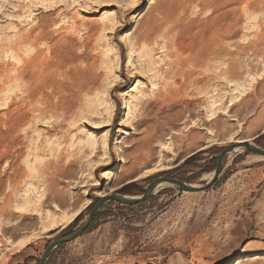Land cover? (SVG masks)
I'll list each match as a JSON object with an SVG mask.
<instances>
[{
  "label": "rangeland",
  "instance_id": "374dc122",
  "mask_svg": "<svg viewBox=\"0 0 264 264\" xmlns=\"http://www.w3.org/2000/svg\"><path fill=\"white\" fill-rule=\"evenodd\" d=\"M262 128L264 0H0V264H38L102 198L204 185ZM252 156L107 203L46 264H264Z\"/></svg>",
  "mask_w": 264,
  "mask_h": 264
},
{
  "label": "water",
  "instance_id": "95a60500",
  "mask_svg": "<svg viewBox=\"0 0 264 264\" xmlns=\"http://www.w3.org/2000/svg\"><path fill=\"white\" fill-rule=\"evenodd\" d=\"M238 150H244L264 158V148L256 146L247 141H241L240 143L239 142L233 143L232 145L222 149V151L218 156L216 167L211 175V178L204 185L195 186V185L187 184L182 180L171 179V178H158L153 180L152 183L144 190V193L140 196L129 197L120 194H113L108 197L102 198L93 207L84 211L87 214V217L78 230H76L74 233L70 235H68L67 233H62L58 235L51 242V244L46 248L45 252L43 253L38 264H46V261L50 256V254L61 244L74 241L75 239L80 237L88 229L89 225L94 220V218L99 214L101 209L109 202H115L120 205H128V206L140 204L150 199L155 194L158 186H160L161 184H165L180 192H186V193H200L209 190L214 185L217 178L221 174L226 157L230 153Z\"/></svg>",
  "mask_w": 264,
  "mask_h": 264
},
{
  "label": "bare ground",
  "instance_id": "6f19581e",
  "mask_svg": "<svg viewBox=\"0 0 264 264\" xmlns=\"http://www.w3.org/2000/svg\"><path fill=\"white\" fill-rule=\"evenodd\" d=\"M126 37V36H125ZM27 41V40H26ZM25 42V41H24ZM26 43V42H25ZM65 77H66V79L68 80V76H67V74L65 75ZM264 132V128H262L261 129V132ZM262 132V133H263ZM248 142V141H247ZM253 157V156H252ZM254 159H258V160H261V159H264L263 157H261V156H255V157H253ZM58 164V163H57ZM57 167V166H56ZM160 168H162V166L160 167ZM164 168V167H163ZM167 169H169V167H166ZM165 169V168H164ZM161 170V169H160ZM212 175V174H211ZM211 175H209L208 176V179H210L211 178ZM163 185H165V184H161L160 186H163ZM160 186H158V187H160ZM8 203V202H7ZM4 204V203H3ZM8 208V206L7 205H3V206H0V216H1V218H4V217H10V216H12V214L10 213V211L7 209ZM78 215V213H74L73 215H71V216H69L68 218H64V221L65 222H68V223H70L71 221H73V219H75V217ZM8 231L10 232V229H8ZM8 231H6V232H8ZM13 231V230H12ZM11 233V232H10ZM17 243V242H16ZM16 245H18L17 247H24L25 245H26V243L25 242H22L21 241V243H19V244H16Z\"/></svg>",
  "mask_w": 264,
  "mask_h": 264
},
{
  "label": "trees",
  "instance_id": "16d2710c",
  "mask_svg": "<svg viewBox=\"0 0 264 264\" xmlns=\"http://www.w3.org/2000/svg\"><path fill=\"white\" fill-rule=\"evenodd\" d=\"M263 142V144H264V134L263 135H261V136H259L257 139H256V143L257 144H259L260 142ZM131 185H128V186H126V188H129ZM134 186V185H133ZM121 192H123V191H120V193ZM138 195H140L141 193H143V191L141 190V189H139V190H137V192H136ZM140 193V194H139ZM118 204V203H117ZM97 216H99V215H97ZM88 230V229H87ZM86 232V231H85Z\"/></svg>",
  "mask_w": 264,
  "mask_h": 264
}]
</instances>
